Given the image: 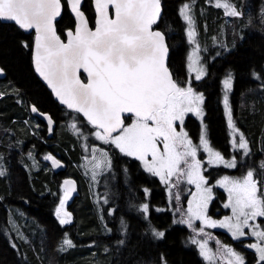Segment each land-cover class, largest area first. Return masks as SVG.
Listing matches in <instances>:
<instances>
[{
    "label": "trees",
    "instance_id": "trees-1",
    "mask_svg": "<svg viewBox=\"0 0 264 264\" xmlns=\"http://www.w3.org/2000/svg\"><path fill=\"white\" fill-rule=\"evenodd\" d=\"M208 2L161 0L162 17L153 28L167 37V65L174 80L179 85L186 83L189 78L188 44L179 9L185 3L192 4L190 10L198 30L205 24V36L198 37L208 50L203 52L208 72L193 88L204 94L210 139L223 152L228 150L220 86L230 72L233 75L231 103L234 117L248 138L249 167L258 169L264 178V168H261L264 162V0H234L242 15L241 19L230 22L224 21L223 8H215ZM63 6L56 23L62 39L74 26L65 4ZM82 8L92 25L90 0H83ZM33 38V33L27 34L15 24L0 22V69L4 74L0 81H6L0 84L3 91L0 97V169L5 172L0 176V264H207L189 243L192 238L207 241L214 262L226 264L221 259L226 254L224 244L241 249L238 242L221 231L200 233L196 229L198 225L189 227L188 223L181 222L187 221V196L181 191L184 177H180L178 183L176 179L169 192L166 185L144 172L137 161L103 142L110 156L109 183L104 187L99 185V176L93 182L96 176L93 178L89 174L92 161L84 164L88 168V173H84L80 137L82 133L91 139L95 129L77 113L60 107L37 79L31 65ZM31 106L54 121L51 135L40 120L37 121L43 129L32 124L35 118L29 114ZM25 119L29 120L30 127L23 122ZM73 124L75 129L71 127ZM187 124L190 132L195 133V123L188 120ZM32 127L43 141L29 133ZM48 154L68 168L54 172L46 160L44 163L50 171L44 164L37 166L36 160ZM240 171L243 172V168L220 170V173L238 176ZM66 176L77 181L78 190L68 206L72 221L62 226L55 209L59 203L61 179ZM216 192L209 210L215 217L221 215L220 204L225 198L221 189ZM103 195L106 199L102 202ZM146 202L147 215L141 210ZM11 217L15 218L12 223ZM153 228L163 231L164 237L156 239L152 235ZM65 235L73 242L74 255L68 248L59 250ZM245 255L248 261L256 260L248 250Z\"/></svg>",
    "mask_w": 264,
    "mask_h": 264
},
{
    "label": "snow or ice",
    "instance_id": "snow-or-ice-1",
    "mask_svg": "<svg viewBox=\"0 0 264 264\" xmlns=\"http://www.w3.org/2000/svg\"><path fill=\"white\" fill-rule=\"evenodd\" d=\"M93 3L96 13L94 30L81 11L82 0H67L76 20L74 31H67V42L61 39L54 26L62 12V0H0V21L14 22L22 30L34 29L35 71L47 82L61 104L83 114L95 129L92 132L95 139L114 145L124 155L140 160L145 170L159 177L169 189L174 186L172 177H177L178 183L180 177L186 176L188 184H195L197 191L188 202L189 218L181 222L191 227L195 219L210 228H225L233 239L254 236L256 242L247 247L257 253V264H264V230L249 224L250 220L264 217V189L259 186L253 170L238 179L225 176L217 181L228 193L224 207L231 209V216L216 221L206 215L212 188L205 186L206 178L201 175L198 149L207 153L209 165L234 168L236 160H226L219 151L210 147L203 124L199 145H194L183 129L177 131L175 122L182 123L186 114L197 118L204 116L201 107L204 96L195 91L191 81L181 86L173 79L166 63L168 47L165 36L153 30L161 15V0H93ZM110 7L114 10V17L109 15ZM215 7L223 8L226 16L242 15L229 0H215ZM189 13L190 5L183 4L179 14L188 26V43L196 44L194 21ZM199 51V48H194L187 57L188 71L195 73L197 81L205 75ZM80 70L86 74L87 82H83ZM253 76L259 78L256 73ZM222 85L232 147L243 150L247 155L248 142L233 122L229 103L228 93L232 89L230 72ZM32 111L38 112V109L33 106ZM125 114L131 119L130 124L125 123ZM48 124L51 131L50 118ZM71 127L75 129L76 125ZM160 143L163 150L158 147ZM96 151L94 147L92 152ZM45 159L51 161L54 168L60 166V162L51 155ZM105 161H108L106 152L101 151L100 159L93 155V169L100 168ZM108 163L110 165V161ZM261 168H264V162H261ZM3 175L5 172L0 169V176ZM95 175L93 171V178ZM74 191L73 181L65 180L63 196L55 209L62 226L72 221L65 205ZM176 199H180L179 195ZM141 210L148 213L149 206L144 204ZM246 228L250 229L247 233L244 231ZM203 231L201 227L199 232ZM152 235L161 239L165 233L153 228ZM192 242L199 243L200 254L205 260L213 258L207 241L193 239ZM73 246L65 235L59 250ZM226 251L230 257L228 264H244V258L232 248L228 247Z\"/></svg>",
    "mask_w": 264,
    "mask_h": 264
},
{
    "label": "rangeland",
    "instance_id": "rangeland-1",
    "mask_svg": "<svg viewBox=\"0 0 264 264\" xmlns=\"http://www.w3.org/2000/svg\"><path fill=\"white\" fill-rule=\"evenodd\" d=\"M229 2H230L232 5L235 6V4H234V0H229ZM208 3H210L213 7H215V0H209ZM189 5H190V7H192V4H189ZM215 8H217V7H215ZM235 8H236V7H235ZM236 9H237V8H236ZM224 12H225V10H224ZM189 14L193 17V21H194L193 26H194L195 31H196V44H189V43H188V38H187V30H188V26H187V23H186V22L183 20V18L181 17L182 20H183V22H184V25H185V34H186V40H187V44H188V55H189L190 53H192V51H193L194 48H199V50H200V51H199L200 62H201V64H203V66H204V69H205V75H204V77H205L206 74H207V72H208V70H207V63H206L205 58H204V56H203V52H207L208 50H207V48L204 47V41L202 40V38H199V37H198V36H205V30H204V28H205V24H203L202 29L198 30V27H197V25H196L195 18H194V16H193L191 10H190V13H189ZM257 15H258V14H256L254 21H256ZM224 16H225L224 21H226V22H230L232 19H241V16H239V17H232V16H226L225 14H224ZM225 47H226V46H225ZM227 49H228V48H227ZM188 55H187V57H188ZM187 71H188V60H187ZM188 76H189V78H188V81L186 82V85H187V83H188L189 81H191V85H192V87H193V86H195V83H199V82L201 81V80H199V81L195 80V73H189V71H188ZM224 78H225V77H224ZM224 78H223V79H224ZM223 79H222V81H223ZM3 82H6V81H0V84H2ZM6 86H8V84H7ZM6 86H5V87H6ZM232 86H233V75H232ZM4 89H6V88H4ZM231 90H232V89H231ZM197 92L203 94V93L200 92V91H197ZM231 92H232V91H230V92L228 93V96L230 95ZM2 93H3V91L0 90V97H3V94H2ZM220 93H221V97H224V94H225V93H224V89H223L222 82H221V86H220ZM203 96H204V94H203ZM222 102H223V98H222ZM201 107L203 108V105H202ZM26 113L28 114V110H27ZM188 116H190V117H192L193 119H195V121H197V123L200 124L201 126H202V124H204V122H203L202 119L199 120L200 118L198 119L197 117H195L194 115H192V114L189 113V114H186V115H185V118H184V120H183L182 123H181L180 121L175 122V126H176V128H177V131H180L181 129H183V131H185V132L188 134V137L193 141V144H194V145H199V138H200V135L198 136L197 139H194V138L191 136V134H190L189 127H186V126H185V123H186V120H187L186 117H188ZM127 119H128V120H127L125 123H126V124H130V123H131V119H130V118H127ZM25 120H26V126H27V127H30L29 120H28V119H25ZM226 121H227V119H226ZM14 124H15L17 127H19V125H17L18 123H14ZM32 124H33L37 129H43V128H44L43 126L39 125V123H38V121H37L36 119L32 121ZM237 129L240 130L239 128H237ZM31 130H32L33 134L35 135L34 137H36V138H40V136L37 135V134L35 133V131L33 130V127H32ZM94 131H95V130H94ZM239 132L242 133V134L244 135V137H245V134H244L242 131H239ZM13 133H14V132H13ZM206 136H207V134H206ZM207 139H208V137H207ZM231 140H232V138H231ZM246 140H247V142H248V138H246ZM208 141H209V140H208ZM79 145H80V149H81V157H82V160H81L82 164H81V165H82V169L84 170V173H85V174L88 173V168H87L84 164H87L88 162H91V161H92V157H93V155H95V156L97 157V159H100V158H101V151L106 152L107 155H108V150H107V148L104 147V144L102 143V141H99V140L95 139L94 136L90 139V138L87 137V135L81 133V137H80V143H79ZM110 145H111V144H110ZM248 145H249V143H248ZM111 146H113V147L115 148L114 145H111ZM94 147L97 149V151H96L95 153L92 152V149H93ZM158 147H159L161 150H163V144H162V143H160V144L158 145ZM212 148H214V147L212 146ZM249 148H250V147H249ZM16 149L19 150V147H17ZM117 150H118V149H117ZM118 151H119V150H118ZM119 152H120V151H119ZM220 152H221V151H220ZM120 153H121V152H120ZM221 153H222V156H223L226 160H230V159L235 158V160H236V167H234V168H227V167H224L223 165H215V166H214V165H209V164L207 163L206 154H205L204 152H202V149H198V152H197V159H199V160L201 161V175H203V176L206 178L207 183H206L205 186H206V187H211V188H212V198H214L215 194H217L216 189H221L222 192L225 194V198L221 201V204H220L221 215H219V216H216V217H215V216L210 215L209 210H210V204H211L212 199H211L210 201H208V207H207L206 215H207L209 218H211L212 220H216V221L222 220L224 217H226V216H231V214H232L230 208H225V207H224V205L228 202V193H227V191H226L224 188L220 187V186L217 184V181L221 179L220 177H222V176H226V175H227V174H221V173H220V170H234V169L237 168V167H241V168H243V172H242V174H241V175H238V176H235L233 179L241 178L243 175H245V174L247 173V171H249V170H253V171H254V174H255V178H256V179L258 180V182H259V186H260L262 189H264V178H263V176L260 175L258 169L254 168V167H251V168H252V169H251V168L249 167V163H250V161H249L250 150H249L248 154L245 155L244 152H243V150H236V149H234V148L232 147V144H230V145H229V150H228L227 152H225V153H223V152H221ZM121 154L124 155L123 153H121ZM224 155H225V156H224ZM125 156H126V155H125ZM45 157H46V155L43 156V157H41L40 160H36V162H35L33 159H31L30 157H29V158L32 160V162H35L37 166H39L40 164H44V166L50 171V169L48 168L47 164L44 163V160H46ZM127 157H129V158H131V159L137 161V162L139 163L141 169H142L144 172H146V173L152 175L151 173H149V172H147V171L145 170L144 165H143V163H142L140 160H137L136 158H134V157H130V156H127ZM149 159H151V157H149ZM28 161H29V160H28ZM108 161H110V156H109V155H108ZM108 161L103 162L102 165H101V167L98 168V169H93L92 166H91V168L89 169V172H90L89 174H90V175H93V171H95V173H96V175H95L96 178H95V180H94L93 182H96V180L98 179V176H99L100 181L98 182V184H99V185H102L103 187H104L105 185H107V184L109 183V180H110V177H109V167L111 166V163H110V165H109ZM32 162L29 161V163H30L31 165H32ZM257 165H258V164H257ZM181 166L184 167V165H181ZM76 167H77V168L80 170V172H81V168L79 167V165H76ZM96 170L99 171V173H100L99 175H97ZM206 173H209V175H206ZM153 176H154V175H153ZM208 176H211L212 178H208ZM154 177H156V178L160 181V178H159V177H157V176H154ZM227 177L232 178V177L229 176V175H227ZM176 179H177V177H172V179H171V183L173 184L174 181H175ZM183 180H184V183H183V186H182L181 191H183V193L187 196V209H188V202H189L190 200H192V198H193V197H192V194H193V193H196L197 189H196L195 184H188V183H187V177H186V176H184V179H183ZM160 183H162V182L160 181ZM162 184L165 185L164 183H162ZM60 186H61V192H60L59 199H60V198L62 197V195H63V187H62V184H61ZM166 186H167V185H166ZM164 188H165V187H164ZM167 189H168V191L170 192L168 186H167ZM96 195H98V194H96ZM99 196H100V195H98V196H96V197H99ZM146 196L149 197L148 191H146ZM146 198H147V197H146ZM105 199H106V198H105L104 195L100 197V201L102 200V202H103ZM145 204L148 205L147 202H146ZM142 205H144V204H142ZM142 205H141V206H142ZM57 206H58V205H57ZM65 210H66V208H65ZM66 211H67V210H66ZM147 214H148V213H146V215H147ZM188 218H189V217H188V213H187V220H188ZM262 219H264V218H263V217H257V218H255V220H250V221H249V224H250V225H251V224L258 225L262 230H264V221H261ZM13 220H15V218L11 217V223H12ZM192 225L195 226V227H196V225H198V227H196V229H200L201 227H203L205 233H208L209 231H221V232L227 234V235L232 239V241L238 242V245H240L241 249H238V248L235 247L234 245H226V244H224V246H226V247H224V250L226 251V248L230 247V248L233 249V251H235L236 253L240 254V255L244 258V264H250V263H251V264H257V259H258V257H257V253L255 252L254 249L247 247V245L256 242V238H255L254 236L246 235V236H244V237H240V238H238V239H233L231 233H230L227 229H225V228H220V227L210 228V227H207L206 225H202L201 222H200L199 220H195V219L192 220ZM244 231L247 233V232L250 231V229H247V228H246V229H244ZM193 239H195V240L198 241V242H204V241L201 240V239H199V238H192V239H190V241H189V243H190L191 245H193V246L198 250V252H199V254H200L199 243H193V242H192ZM262 243H264V242H262ZM207 247H208V249H209V251H210L211 256L213 257L212 249H211V247H210V245H209L208 243H207ZM74 249H75V247H73V248H72V247L68 248V251L70 252V254H73V255H74ZM247 250L250 251V252H252V254L255 255L256 260H255L254 262H252L253 259H251V260H249V261L247 260L248 258H247L246 255H245V251H247ZM200 256H201V254H200ZM201 257H202V256H201ZM202 258H203V260H204L207 264H216V263L214 262L215 259H213V258H212L211 260H205L204 257H202ZM221 259H223L224 262H225L226 264H228V261H229L230 257L228 256L227 251H226V254H225L224 256H223V255L221 256ZM71 264H73V263L71 262Z\"/></svg>",
    "mask_w": 264,
    "mask_h": 264
},
{
    "label": "water",
    "instance_id": "water-1",
    "mask_svg": "<svg viewBox=\"0 0 264 264\" xmlns=\"http://www.w3.org/2000/svg\"><path fill=\"white\" fill-rule=\"evenodd\" d=\"M64 1V4H65V6H66V9L68 10V13H69V15H70V17H71V19L73 20V22H74V26H73V29H70V30H73L74 31V29H75V26H76V20H75V17H74V14L73 13H71V11H70V9H69V6H68V4H67V0H63ZM63 4V2H62V12H61V15H62V13H63V9H64V5ZM82 6H83V0H82V5H81V11L84 13V15H85V18L87 19V21H88V23H89V27L91 28V29H95V20H96V13H95V8H94V3H93V0H90V6H91V9H92V12H93V22H92V25L90 24V22H89V20H88V18H87V15L85 14V12L82 10L83 8H82ZM162 6H161V15H160V17H159V19H158V21H157V23L159 22V20L161 19V17H162ZM61 15L59 16V17H57L56 18V20L54 21V26H55V28H56V23L58 22V20L60 19V17H61ZM109 15L110 16H112V17H114V10L113 9H111V7H110V9H109ZM1 23H4V24H15L14 22H9V21H0ZM154 26V25H153ZM153 30L154 31H160V30H158V29H154L153 28ZM23 31H25V32H27V33H31V32H33L34 33V38H35V31H34V29L33 30H23ZM56 31H57V28H56ZM67 31H69V30H67ZM67 31L65 32V34H64V39H62L64 42H67ZM161 32V31H160ZM58 34V33H57ZM164 34V33H163ZM164 36H165V34H164ZM34 38H33V45H32V48H31V65H32V68H33V72H34V74H35V76L37 77V79L46 87V89L51 93V96H52V98L54 99V101L60 106V107H62V108H64L65 110H67V111H70V112H75L74 110H72V109H69V108H67V106L66 105H64V104H61L60 103V101H59V99L56 97V95L53 93V91H52V89L48 86V84H47V82L35 71V67H34V63H33V49H34ZM165 43H166V45H167V47H168V43H167V37L165 36ZM168 57H169V47H168V56H167V59H166V63H168ZM1 70V69H0ZM171 72V71H170ZM80 73H81V78H82V80H83V82H87V78H86V74H84L83 73V70H80ZM172 74V73H171ZM3 71H0V77H3ZM172 76H173V74H172ZM174 79V78H173ZM32 107L33 106H31L30 107V114L33 116V117H36L38 120H40L41 122H43L45 125H46V128H47V131L48 132H52V130H53V128H54V121L51 119V117L48 115V114H46V113H42V112H40V111H38V112H33L32 111ZM75 113H77V112H75ZM41 114H44V115H41ZM77 114H79V116L88 124V122H87V119L83 116V114L82 113H77ZM127 115L128 114H125V117L127 118ZM48 118H50L51 120H52V125H51V131H49V124H48ZM125 118V119H126ZM90 125V124H89ZM91 126V125H90ZM92 127V126H91ZM93 128V127H92ZM94 129V128H93ZM113 135H115V133L113 134ZM49 161V160H48ZM50 163H51V161H49ZM52 164V163H51ZM64 167V164L63 163H61L60 162V166H58V167H53L55 170H60V169H62ZM66 180H71V181H73V183H74V186H75V190H76V186H77V184H76V181L74 180V179H71V178H68V179H66ZM65 181V180H64ZM63 185H64V182H63ZM73 193L74 192H72V194L69 196V198L73 195Z\"/></svg>",
    "mask_w": 264,
    "mask_h": 264
},
{
    "label": "flooded vegetation",
    "instance_id": "flooded-vegetation-1",
    "mask_svg": "<svg viewBox=\"0 0 264 264\" xmlns=\"http://www.w3.org/2000/svg\"><path fill=\"white\" fill-rule=\"evenodd\" d=\"M3 77H4V75H3ZM3 77H0V80H2L3 79ZM206 77V76H205ZM205 77H203L202 79H204ZM201 79V80H202ZM180 85L181 86H186V83H185V81L184 82H181L180 83ZM232 91V90H231ZM232 93V92H231ZM231 93H230V95H229V103H230V107H231V110H232V115H233V122H234V124H235V126H236V128H239L240 130L239 131H242L241 130V128L239 127V125H238V122L236 121V118L234 117V113H233V107H232V103H231ZM222 98L223 97H221L220 98V104H221V106H222V112H223V116H224V119H225V123H226V127H227V121H226V116H225V110H224V104H223V102H222ZM205 100V99H204ZM203 112H204V116L202 117V118H198L199 120H203V122H204V126H205V128H204V130H205V134H207V137H208V140H209V145H210V147H214L213 149L214 150H216V151H221V152H223L222 151V149L220 150V148H218V147H215L214 145H213V143H212V141H211V139H210V134H209V130H208V125H207V123H206V112H205V108H204V103H203ZM187 118V120H186V123H185V126L186 127H189L188 126V124H187V121L188 120H191V121H193L194 123H195V125H196V127H197V129L195 130V133H191L190 132V134H191V136L194 138V139H197L198 138V136L199 135H201V130H202V126L200 125V124H198L197 123V121H195V119H193L192 117H190V116H188V117H186ZM128 119H126L125 121H127ZM45 125V124H44ZM45 128H46V125H45ZM190 130V129H189ZM229 132H230V130L228 129V127H227V139H226V146H227V148H228V150H229V145L231 144V136L229 135ZM247 137H246V134H245V139H246ZM227 150V151H228ZM226 151V152H227ZM202 152H204L203 150H202ZM220 152V153H221ZM205 153V152H204ZM223 153H225V152H223ZM206 154V159L208 160V155H207V153H205ZM222 154V153H221ZM48 155H51V154H48ZM47 155V156H48ZM225 156V155H224ZM58 159V158H57ZM68 168V165L67 164H65V166H64V168H62V169H60V170H58V171H55V170H53L54 172H59V171H62V170H65V169H67ZM237 168H239V167H237ZM237 168H235V169H237ZM234 169V170H235ZM241 170V169H240ZM208 173H206V175H207ZM223 174V173H222ZM242 174V171H240V175ZM227 176V175H226ZM230 176V175H229ZM237 176V175H236ZM69 176H66V177H63L62 179H61V182L64 180V179H66V178H68ZM223 177H225V176H222V177H220V178H223ZM232 178H234L235 176H231ZM208 178H212L211 176H208ZM73 198H71V199H68L67 200V202H66V205H65V208H66V210H67V212L68 213H70L69 212V208H68V206L70 205V201L72 200ZM71 214V213H70ZM264 218V217H263ZM261 221H264V219H262Z\"/></svg>",
    "mask_w": 264,
    "mask_h": 264
},
{
    "label": "bare ground",
    "instance_id": "bare-ground-1",
    "mask_svg": "<svg viewBox=\"0 0 264 264\" xmlns=\"http://www.w3.org/2000/svg\"><path fill=\"white\" fill-rule=\"evenodd\" d=\"M23 122H25L26 123V120H23ZM29 132L33 135V136H35L34 134H33V132H32V130L31 129H29ZM47 133L49 134V135H51L52 134V132H48L47 131ZM39 140L40 141H43L41 138H39ZM51 156H53L56 160H58L54 155H51ZM45 161V160H44ZM59 161V160H58ZM46 162L48 163V165L52 168V170L54 169L53 168V166H52V164L48 161V160H46ZM59 162H61V163H63L62 161H59ZM64 164V163H63ZM64 168V167H63ZM55 170V169H54ZM55 171H57V170H55ZM68 178H71V179H74L72 176H69ZM68 178H66V179H68ZM66 179H64V180H66ZM64 180L62 181V187H63V182H64ZM75 180V179H74ZM76 181V180H75ZM76 184H77V186H76V190L74 191V193H73V195L70 197V198H68V199H71V198H73L74 199V195L77 193V190H78V183H77V181H76ZM63 196V195H62ZM72 199V200H73ZM71 200V201H72ZM71 201H70V203H71ZM66 264H71V262L70 263H66Z\"/></svg>",
    "mask_w": 264,
    "mask_h": 264
},
{
    "label": "crops",
    "instance_id": "crops-1",
    "mask_svg": "<svg viewBox=\"0 0 264 264\" xmlns=\"http://www.w3.org/2000/svg\"><path fill=\"white\" fill-rule=\"evenodd\" d=\"M13 121H14V120H13ZM13 121H12V122H13ZM29 133H30V132H29ZM30 134H31V133H30ZM20 151H21V150H20Z\"/></svg>",
    "mask_w": 264,
    "mask_h": 264
}]
</instances>
